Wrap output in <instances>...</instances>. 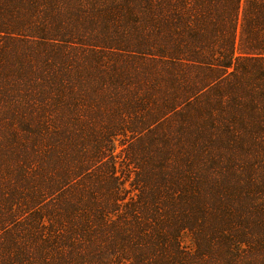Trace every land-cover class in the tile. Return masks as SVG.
Wrapping results in <instances>:
<instances>
[{"label": "trees", "instance_id": "1", "mask_svg": "<svg viewBox=\"0 0 264 264\" xmlns=\"http://www.w3.org/2000/svg\"><path fill=\"white\" fill-rule=\"evenodd\" d=\"M0 264H264V0H0Z\"/></svg>", "mask_w": 264, "mask_h": 264}, {"label": "rangeland", "instance_id": "2", "mask_svg": "<svg viewBox=\"0 0 264 264\" xmlns=\"http://www.w3.org/2000/svg\"><path fill=\"white\" fill-rule=\"evenodd\" d=\"M185 242H186L187 244L189 243V237H188V236L185 237Z\"/></svg>", "mask_w": 264, "mask_h": 264}]
</instances>
